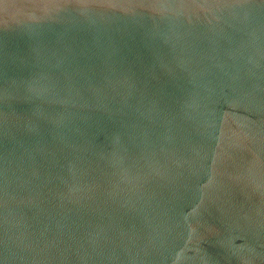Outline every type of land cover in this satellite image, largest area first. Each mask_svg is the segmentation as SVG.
Segmentation results:
<instances>
[{
  "label": "water",
  "instance_id": "95a60500",
  "mask_svg": "<svg viewBox=\"0 0 264 264\" xmlns=\"http://www.w3.org/2000/svg\"><path fill=\"white\" fill-rule=\"evenodd\" d=\"M0 264H264V0H0Z\"/></svg>",
  "mask_w": 264,
  "mask_h": 264
}]
</instances>
